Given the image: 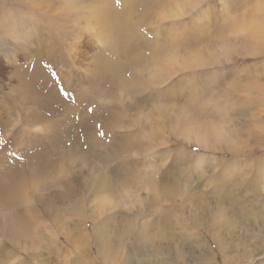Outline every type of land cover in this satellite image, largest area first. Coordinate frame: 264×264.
Listing matches in <instances>:
<instances>
[{"label": "rangeland", "instance_id": "rangeland-1", "mask_svg": "<svg viewBox=\"0 0 264 264\" xmlns=\"http://www.w3.org/2000/svg\"><path fill=\"white\" fill-rule=\"evenodd\" d=\"M2 155L0 264H264V0H0Z\"/></svg>", "mask_w": 264, "mask_h": 264}, {"label": "bare ground", "instance_id": "bare-ground-1", "mask_svg": "<svg viewBox=\"0 0 264 264\" xmlns=\"http://www.w3.org/2000/svg\"><path fill=\"white\" fill-rule=\"evenodd\" d=\"M92 1V0H91ZM152 2H150V4H151ZM154 3V2H153ZM153 3L151 4V5H153ZM158 3V2H157ZM128 4V3H127ZM130 4H132V3H130ZM136 4V3H135ZM141 5V4H140ZM96 6V5H95ZM145 6H149L148 4L147 5H145ZM144 6V7H145ZM92 8V7H91ZM129 8V7H128ZM146 8V7H145ZM144 8V10H142V11H145L146 9ZM148 8V7H147ZM93 9H95V8H93ZM109 10V9H108ZM108 10H106V9H95V13L94 14H97L96 16L98 17V18H100L101 19V21H103V19L104 20H107V19H109V17H108V15H110V14H108L110 11H108ZM147 11V10H146ZM145 11V12H146ZM98 12V13H97ZM123 13V12H122ZM143 13V12H142ZM145 14V13H144ZM118 16V15H117ZM103 24V23H102ZM100 42V41H99ZM76 44H78V43H76ZM74 46H76V45H74ZM73 46V47H74ZM160 46V45H159ZM73 47H71V49L73 48ZM160 47H162V46H160ZM74 50V49H73ZM162 50H165L164 48H162L161 49V51ZM167 50V49H166ZM158 52H159V50H157ZM164 52V51H163ZM74 53H76L77 55H78V48H76L75 49V51H74ZM80 53V52H79ZM81 54V53H80ZM158 54V53H157ZM160 54H161V52H160ZM164 54V53H163ZM178 85V84H177ZM176 86V85H175ZM179 87V86H178ZM30 112H32V108H28L27 110H26V114H27V118L28 119H30L33 115L30 113ZM34 112V111H33ZM32 115V116H31ZM57 127V126H56ZM59 128V127H58ZM43 129V128H42ZM52 129V128H51ZM6 160V155H2V156H0V162H2V161H5ZM28 183V182H27ZM163 233V232H162Z\"/></svg>", "mask_w": 264, "mask_h": 264}, {"label": "snow or ice", "instance_id": "snow-or-ice-1", "mask_svg": "<svg viewBox=\"0 0 264 264\" xmlns=\"http://www.w3.org/2000/svg\"><path fill=\"white\" fill-rule=\"evenodd\" d=\"M117 2H119V0H117ZM65 95H67V94L65 93Z\"/></svg>", "mask_w": 264, "mask_h": 264}]
</instances>
